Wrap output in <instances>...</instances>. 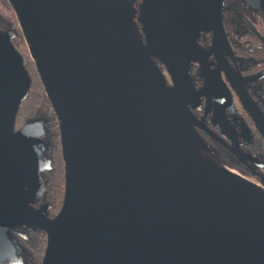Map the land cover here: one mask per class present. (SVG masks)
<instances>
[{
    "label": "water",
    "instance_id": "95a60500",
    "mask_svg": "<svg viewBox=\"0 0 264 264\" xmlns=\"http://www.w3.org/2000/svg\"><path fill=\"white\" fill-rule=\"evenodd\" d=\"M8 1L59 121L65 196L50 219L47 123L14 132L30 76L0 31V264H24L26 231L48 238L42 264H264V190L217 162L187 108L191 62L209 76L201 33L220 68L228 48L215 2L141 0L136 21L131 0ZM228 78L264 139L262 112ZM213 119L226 133L221 102Z\"/></svg>",
    "mask_w": 264,
    "mask_h": 264
},
{
    "label": "flooded vegetation",
    "instance_id": "af4514ba",
    "mask_svg": "<svg viewBox=\"0 0 264 264\" xmlns=\"http://www.w3.org/2000/svg\"><path fill=\"white\" fill-rule=\"evenodd\" d=\"M213 2L221 14V26L228 40V48L222 54L220 68L216 54L211 50L213 31L201 33L198 46L210 62L209 76L204 75L198 61L191 62L190 94L196 95L197 99H192L194 107L187 104V108L197 121L195 130L212 153L214 150L218 161L226 162L228 168L247 176L264 190V139L228 78V73L236 75L264 116V0ZM158 65L165 71L164 65L159 62ZM167 85L171 87V81ZM208 101L210 111L206 114ZM218 102L226 109V133L222 131L220 123L213 119ZM25 125L17 127L16 121L14 132ZM50 150L48 145L47 155L52 166ZM49 172H42V178L45 179ZM44 179L43 182L48 185ZM34 203L39 205L38 202ZM47 216L53 219L56 215L50 209Z\"/></svg>",
    "mask_w": 264,
    "mask_h": 264
},
{
    "label": "trees",
    "instance_id": "16d2710c",
    "mask_svg": "<svg viewBox=\"0 0 264 264\" xmlns=\"http://www.w3.org/2000/svg\"><path fill=\"white\" fill-rule=\"evenodd\" d=\"M8 5L6 6V10H9V12L10 13L12 12L13 14L11 13V15H12L11 16L10 14L6 15V14H3L2 12H0V31H2L3 33L12 31L16 35L15 39H17V32H16L17 15H16V13H14L12 6L10 4H8ZM17 27H18V25H17ZM24 67L26 70L25 60H24ZM36 70H37V68H36ZM38 76L40 78H38V80H36V84L38 87H40V90L41 89L44 90L45 95H46L45 86L41 80V76H40L39 72H38ZM30 84H31L30 87H32L31 77H30ZM29 91H30V89H29ZM31 95L33 97L30 98V103L27 105V108H29L27 113L30 116H33L34 119H41L47 123L46 131H48V134H49V138H48L49 146L52 147V145H54V146L57 145V147H59L61 154H62V144L60 142L59 121H58V118H56V115L54 113L51 102L48 100V95L46 98L44 96L40 95L39 93H35V94L32 93ZM28 99H25V101H27ZM25 101L21 104L20 109H22L21 107L24 106ZM47 106L52 108L50 112H47V110H46V109H48ZM40 110H41V112H40ZM41 116L45 117L46 119H44ZM213 153H214V157L216 158L214 150H213ZM62 159H63V154H62ZM216 160L222 166L229 167L226 162H220V160L218 161V158H216ZM63 163H64V159H63ZM64 165H65V163H64ZM56 168L54 169V166L52 167V170L54 171V173H55V171H57ZM52 170H51V172H52ZM54 173H52V175L50 177L51 179H49V183H50V180L51 181L54 180V178H53ZM64 186H65V180H64ZM54 187L55 186H53V188L51 190L47 189L48 192L46 194V201L50 202V200L52 199V202H51L52 213H54V211H56L57 213L55 215H57L63 207L65 190H64V188H63V190L60 189L61 194L63 193L62 194L63 195L62 205H61L59 201L55 200L58 197V195L60 194V191ZM45 237H46V234L43 233L42 231H26L22 236L21 235L17 236V239L20 241L22 248L24 250V257H25L24 264H42V260L45 256V252H46V250H45L46 248L44 246L47 247V243H48V239L46 241V239H44Z\"/></svg>",
    "mask_w": 264,
    "mask_h": 264
},
{
    "label": "rangeland",
    "instance_id": "374dc122",
    "mask_svg": "<svg viewBox=\"0 0 264 264\" xmlns=\"http://www.w3.org/2000/svg\"><path fill=\"white\" fill-rule=\"evenodd\" d=\"M8 4H10V2L8 0H0V12H2L3 14H6V15H8V14L11 15L12 12L10 13L9 10H6V6ZM131 7H132V16L134 19H136V21H138L140 19L142 9H143V6L141 5V0H131ZM16 21H17V25H18V27H17V25L15 24L16 25V32H17V39H14L12 41V43H13L15 49H17V51L22 56L23 60H25L26 70H27V72H28V74L32 80V87H30V91H29L30 93H28L29 95L27 97V99L28 98L29 99L27 101H25L24 106L21 107L22 109L19 110L17 117H16V121H17V125H18L17 127H20V126H23L24 124H26L30 120H38V119H34L33 116H30L27 113V111L29 110V108H27V105L30 103V98L33 97L31 94L32 93L33 94L39 93L40 95L44 96L45 98L47 97V95H45L44 90H42V89L40 90V87H38L36 84V80H38V78H40L38 76V72L36 70V64H35V61L32 60L30 48L28 47L27 42L25 40V37L22 34V30L20 28V25L18 24V20L16 19ZM139 23L140 22H137L138 27L140 28L141 24H139ZM156 64L158 65V63H156ZM161 70L163 72V76L165 77L166 81L170 82L171 79L168 76L167 72L164 71V69L162 67H161ZM47 107H48V109H46V108L45 109L47 110V112H50L52 108L49 106H47ZM40 112H41V110H40ZM41 117H43V116H41ZM43 118L46 119L45 117H43ZM49 154L51 155V157H53L52 166H54V169L57 167L56 168L57 171H55V173H54V171L52 170V172L47 174L45 179L48 182V185H46L44 183L45 188H46L45 191L47 194V192H48L47 189L51 190L53 188V186H55L54 188H56L57 190L60 191V194L58 195V197L55 200L59 201L60 204L62 205V197H63L62 194L63 193L61 194L60 189L63 190V188L65 187L64 186L65 166L63 163V159H62V154H61L59 147H57V145L56 146L52 145ZM46 155H47V152H46ZM47 157L49 158L48 155H47ZM225 168L229 169L231 172H234L235 174L239 175L241 178L246 179V180L250 181L251 183L255 184L254 181L250 180L247 176H243L242 174H240L236 170L230 169L228 167H225ZM52 173H54V175H53L54 180L53 181L50 180V183H49V179H51L50 177H51ZM50 202H52V199L50 200ZM56 213L57 212L54 211V213H52V214L55 215ZM44 239H46V241H47L48 238L45 237ZM44 247L46 248V246H44Z\"/></svg>",
    "mask_w": 264,
    "mask_h": 264
},
{
    "label": "bare ground",
    "instance_id": "6f19581e",
    "mask_svg": "<svg viewBox=\"0 0 264 264\" xmlns=\"http://www.w3.org/2000/svg\"><path fill=\"white\" fill-rule=\"evenodd\" d=\"M197 151H198L199 154L202 155L203 157H205V158L209 157V154L206 153V152H204L203 150H201V149H197Z\"/></svg>",
    "mask_w": 264,
    "mask_h": 264
}]
</instances>
